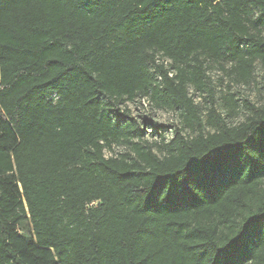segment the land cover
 <instances>
[{"label": "trees", "instance_id": "1", "mask_svg": "<svg viewBox=\"0 0 264 264\" xmlns=\"http://www.w3.org/2000/svg\"><path fill=\"white\" fill-rule=\"evenodd\" d=\"M263 27L264 0H0V264H264V106L229 125L207 66L251 80Z\"/></svg>", "mask_w": 264, "mask_h": 264}, {"label": "rangeland", "instance_id": "2", "mask_svg": "<svg viewBox=\"0 0 264 264\" xmlns=\"http://www.w3.org/2000/svg\"><path fill=\"white\" fill-rule=\"evenodd\" d=\"M262 34L264 35V27ZM207 66L211 88L216 94V107L224 115L229 125L235 126L244 122L256 108L264 106V67L260 61L256 62L253 77L248 82L237 81L231 73L232 62L228 59L219 62L207 60ZM190 93L205 115L208 103L204 97L192 88H190ZM227 101L230 105H235L234 110L229 109ZM119 107L123 114L128 112L138 121L144 130L142 140L148 143H159L162 138L172 139L176 129L180 126V119L176 111L159 109L148 99L139 97L134 101H124ZM184 134L190 137L195 136L189 130H186ZM125 150L124 146L115 145L113 152L107 150L105 152L106 156H111ZM154 150L158 155H163L159 148L155 147ZM21 227L22 232L26 230L29 234L28 223H24Z\"/></svg>", "mask_w": 264, "mask_h": 264}, {"label": "built area", "instance_id": "3", "mask_svg": "<svg viewBox=\"0 0 264 264\" xmlns=\"http://www.w3.org/2000/svg\"><path fill=\"white\" fill-rule=\"evenodd\" d=\"M170 61L169 60H165V64L167 65Z\"/></svg>", "mask_w": 264, "mask_h": 264}]
</instances>
